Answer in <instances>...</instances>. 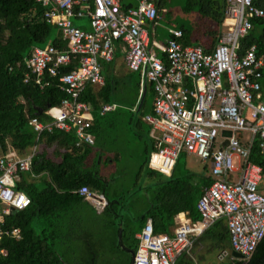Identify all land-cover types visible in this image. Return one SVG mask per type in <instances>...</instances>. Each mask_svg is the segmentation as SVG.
<instances>
[{
    "label": "built area",
    "instance_id": "built-area-1",
    "mask_svg": "<svg viewBox=\"0 0 264 264\" xmlns=\"http://www.w3.org/2000/svg\"><path fill=\"white\" fill-rule=\"evenodd\" d=\"M157 1L141 0L123 10L121 0H36L43 19L60 31L67 46L65 50L32 48L22 63L23 81H33L39 90L56 81L66 98L44 112L49 118L46 124L33 118L28 125L37 138L58 129L74 133L76 147L93 146L92 112L80 95L86 86L104 85L101 62L110 63L113 44L121 43L126 68L153 87L152 114L143 117L155 141L148 168L168 177L184 153L206 165L211 179L196 205L199 221L183 223L169 236L154 234L147 220L136 235L138 246L131 264H174L221 218L233 252L246 261L264 241V171L248 160L246 148L251 143L264 155V95L259 83L264 51L258 53L254 45L241 56L237 51L239 40L252 29L251 20L262 18L263 11L253 0H226L225 16L233 29L205 53L199 47L182 46V32L177 29H170L163 43L150 41L145 26L160 20ZM82 19L87 20L88 29L73 25V20ZM74 61L76 67L63 73ZM113 109L104 105L99 114ZM35 152L33 148L21 156L9 146H0V241L4 236L20 239L19 229H3L2 217L29 207L30 200L15 185L20 174L30 172ZM75 193L101 211L107 205L103 196L87 186ZM5 256L0 248V258Z\"/></svg>",
    "mask_w": 264,
    "mask_h": 264
},
{
    "label": "trees",
    "instance_id": "trees-1",
    "mask_svg": "<svg viewBox=\"0 0 264 264\" xmlns=\"http://www.w3.org/2000/svg\"><path fill=\"white\" fill-rule=\"evenodd\" d=\"M174 1L158 0L157 14L160 16L166 6ZM181 1L180 12L186 19H198L208 27L200 32L190 21L188 26L174 25L172 29L182 32L180 43L184 47H199L205 53L211 52L223 34L222 26L227 21L226 0ZM253 5L263 11V17L251 20L252 29L238 42V56L253 45L258 53L264 51V0H253ZM130 7L122 4L121 0V9ZM61 38L60 31L43 19V9L36 0H0V146L2 149L9 146L21 156L36 148L30 172L20 174L15 185L28 197L30 205L22 211L10 212L2 217L3 229H19L20 239L2 237L0 248L6 252V256L0 258V264H95L97 256L94 248L105 246L110 238L113 240V251L120 253L115 260L130 264L131 256L127 250L136 252V234L147 220H151L154 234L169 236L177 215L185 214L192 222L199 221L196 205L203 190L211 183L208 167L204 166L199 174L194 173L186 167L185 162H180V154L171 175L163 176L147 166L149 155L155 150L151 145L145 151L148 156L139 166L135 182L124 191L122 176L116 177V173L123 174V171L113 166L122 159L124 144H134L136 140L133 134L129 141H122L121 138L126 136V130L131 132L127 128L131 117H136L139 123L145 115L152 114V106L146 111L145 104L146 100L153 101L154 93L149 84L141 108L135 113L131 114L119 107L120 104L133 106L139 93V76L136 74L133 77L128 70L122 79H118L110 63L102 65L104 85L101 88L86 86L80 95V101L86 103L92 112L94 145L76 147L74 133L58 129L50 133L43 132L37 138L28 122L36 118L46 124L49 118L44 112L48 107L59 106L66 95L57 88L56 81L44 90H39L33 81L24 83L22 63L34 47L52 46L65 50L67 45ZM158 55L166 63L164 56ZM74 67L76 61L64 68L63 73ZM259 83L261 94L264 95V68ZM119 90L121 97L117 94ZM116 103L119 105L113 113L100 116L104 105ZM37 110L42 113L38 115ZM110 130L119 131L120 137H110V133H113ZM246 148L248 160L261 166L264 171V155L251 143ZM109 162L112 164L110 167L107 165ZM110 171H114V175L107 177L105 172ZM140 177L152 180L153 184L145 188L137 185L136 181ZM81 186H87L102 195L107 205L102 215H99L105 219L103 228L100 225L91 227L79 235L76 227L66 226L64 218H69L72 207L81 203L82 199L75 193ZM136 206L139 208L137 217L128 218L122 214L123 210L129 211ZM97 227L100 228L94 232ZM90 230L96 234L98 243L94 246L86 242L88 261L85 258L71 260L66 251L60 250L61 246L66 247L74 238L88 241ZM205 241H212L207 246L212 251L228 254L233 251L223 218L196 238L194 245ZM77 250L82 252L83 248L77 247ZM226 264H264V241L248 260L233 259Z\"/></svg>",
    "mask_w": 264,
    "mask_h": 264
},
{
    "label": "rangeland",
    "instance_id": "rangeland-1",
    "mask_svg": "<svg viewBox=\"0 0 264 264\" xmlns=\"http://www.w3.org/2000/svg\"><path fill=\"white\" fill-rule=\"evenodd\" d=\"M181 4H182L181 0H176L172 2V4L169 3L166 6V8L162 11V13L160 14V20H158L157 22L158 25L156 27V37L154 41H156L157 43H161L166 37L167 32L169 33V29H172L174 25L182 24V25L188 26L189 21L192 23V25L196 26L197 31H200V32H202L203 29H206L208 27L206 23L198 19L197 20L192 19L191 17H188V19H186V17L183 16L180 12ZM85 20L86 19L73 20V25L78 27L81 24H83ZM232 29H233V23L230 20L225 21L222 26V32L229 33L232 31ZM131 74L133 77L136 76V73L135 74L131 73ZM117 94L118 96L121 97L122 96L121 90H119ZM110 131L113 132V133H110V137L113 138L115 135L120 137L119 131H116V130H110ZM248 137L249 136L246 135L245 139H247ZM147 148H149V144L147 145ZM147 156L148 155L145 154V147L142 141H139V143H137V146L134 144H130V145L125 144L123 148L122 159L116 162L113 166L114 169L116 168V170L123 171V174L116 173V177L122 176L121 180L123 181V188H125L124 191L130 188L132 184L135 182V176H136V173L138 172L139 166L142 164L143 161H145V158ZM180 162L181 163L185 162L186 167L190 170H193L197 174L202 172L203 163L200 162V160L194 156H191V155L188 156L182 153L180 157ZM235 166H236V159H234V167ZM136 184L145 188L153 184V181L147 178H144V177H140L136 181ZM117 189H119V187H117ZM138 210L139 208L138 206H136L135 208L130 209L128 212H122V214L128 218H134L135 216H137ZM92 217L93 219L91 221L90 228L96 227L99 225L101 228H103L105 219L102 216L99 217V215H92ZM100 227L95 228L93 231L97 232V230ZM93 231L90 230L91 236L88 239V241H84L80 237H78L77 239L74 238L73 240H70V243L66 246V252H67L68 258H70L71 260L75 259L77 261H79L82 258H85V260L88 261L89 254L87 251L86 242H88L90 245H94L95 243L96 244L98 243L97 236ZM112 242L113 240L110 238L109 241L106 242L105 246L99 247L100 249L94 248V251L97 256L95 264H120L117 260H115L116 255L117 254L120 255V253L113 251ZM77 247L83 248L82 252H79L77 250ZM215 258H216V253H212L209 260H211L212 262L213 259L216 260ZM231 258L232 257L229 254H227L219 262L226 264L227 262L231 260ZM215 263H217V261Z\"/></svg>",
    "mask_w": 264,
    "mask_h": 264
},
{
    "label": "crops",
    "instance_id": "crops-1",
    "mask_svg": "<svg viewBox=\"0 0 264 264\" xmlns=\"http://www.w3.org/2000/svg\"><path fill=\"white\" fill-rule=\"evenodd\" d=\"M140 1L141 0H122V4L124 3L125 5H131V7H134V6H137V4ZM159 18H160V16H159ZM157 25L158 24L152 25L151 23H147L145 26L146 30L149 33L150 41H152V42H156V41H154V39L156 37ZM78 27H83L85 29H88L87 20H85V22ZM167 38H168V32H167L166 37L164 38V40L161 43H163ZM113 50H114V57H113V60L110 62V64L114 67L113 73H114L115 77L118 79H122L124 77V75H126L128 73V69L126 68L125 63H124L125 47L121 43H114L113 44ZM158 57H159V55H158ZM103 64H109V63L101 62V72H102V65ZM136 74L139 76L138 77L139 78V93H138L137 99L133 103V106L132 105L130 106V104H127V105H121L120 104L119 105V103H116L115 105H112V106H114V109L111 112H109L103 116H106V115L113 113L115 111V109H117L118 105H119V107L123 108L124 110L129 111L131 114L140 110L143 98L147 94V86L149 84H144L142 82L141 75L139 73H136ZM102 76H103V74H102ZM152 104H153V101H147L146 100L145 110L148 111L151 108ZM127 128L131 129V132L128 133V130L125 129L126 130V132H125L126 136L125 137L122 136V138H121L122 141H129L131 134H133L134 138L136 140V142L134 143L136 146H137V143H139V141H142L144 144V147H145V151L146 150L148 151V149H150L151 145L154 147L155 141L150 135V127L143 121V118L138 123V119H136V117H131L130 124H128ZM93 137H94V135H93ZM94 141H95V138H94ZM148 144H149V148H147ZM188 156H190V155H188ZM107 165L109 167L112 166L111 162L107 163ZM204 166H206V165L203 164V167ZM190 171L194 172L193 170H190ZM105 173H106L107 177H110L112 174L114 175V171L105 172ZM106 203H107V201H106ZM102 211L99 209H96L92 205H89V204L81 201V203L72 207V210H70V212L68 214V215H70V217L64 218V222H66V226L68 225L69 228L76 227L78 229V234L82 235L83 231H86L90 228V224H91V221L93 219L92 215H102ZM122 212H128V211L123 210ZM138 214H139V211H138ZM138 214H137V216H138ZM137 216H135V217H137ZM183 223H196V222H192L185 214L177 215L174 218V228L171 231V235L173 234L174 229H176L179 225H181ZM138 234H136V235H138ZM210 242H212V241H205L203 244H198L196 246L193 245V248L189 253H182L181 255L177 256L174 264H221V262H219V261L223 257H225L228 253L219 252L216 250H214V251L210 250L207 247V246H209ZM60 250L66 251V247L61 246ZM212 253H216V258H215L216 260L213 259V261L211 262V260H209V258L212 255ZM232 253H233V251L229 254L232 257L231 260L235 259L232 256ZM217 254H219V255H217ZM235 260H238V259H235ZM216 261H217V263H215ZM118 262L120 263V261H118Z\"/></svg>",
    "mask_w": 264,
    "mask_h": 264
},
{
    "label": "water",
    "instance_id": "water-1",
    "mask_svg": "<svg viewBox=\"0 0 264 264\" xmlns=\"http://www.w3.org/2000/svg\"><path fill=\"white\" fill-rule=\"evenodd\" d=\"M144 84H145V81H144ZM36 112H37L38 115H40V114L42 113L41 110H39V111L37 110ZM224 135H226V136H228V137L230 136L229 133H225ZM224 145L227 146V142H226ZM95 207H96V208H99V206H97V205H95ZM120 234H121V232L119 231L118 240H120ZM129 254L131 255V262H132L133 257H134V253L130 251ZM232 256H233L235 259L242 260L241 255H239V254L236 253V252H233V253H232ZM130 264H131V263H130Z\"/></svg>",
    "mask_w": 264,
    "mask_h": 264
},
{
    "label": "flooded vegetation",
    "instance_id": "flooded-vegetation-1",
    "mask_svg": "<svg viewBox=\"0 0 264 264\" xmlns=\"http://www.w3.org/2000/svg\"><path fill=\"white\" fill-rule=\"evenodd\" d=\"M131 250H127V252H130ZM131 256V255H130Z\"/></svg>",
    "mask_w": 264,
    "mask_h": 264
}]
</instances>
